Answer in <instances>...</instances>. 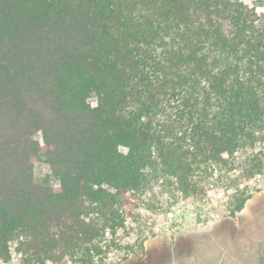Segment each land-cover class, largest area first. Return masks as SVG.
I'll use <instances>...</instances> for the list:
<instances>
[{
    "label": "trees",
    "instance_id": "trees-1",
    "mask_svg": "<svg viewBox=\"0 0 264 264\" xmlns=\"http://www.w3.org/2000/svg\"><path fill=\"white\" fill-rule=\"evenodd\" d=\"M214 177L231 217L264 177L254 6L0 0V264L126 260L119 233L141 204L207 196Z\"/></svg>",
    "mask_w": 264,
    "mask_h": 264
},
{
    "label": "rangeland",
    "instance_id": "rangeland-1",
    "mask_svg": "<svg viewBox=\"0 0 264 264\" xmlns=\"http://www.w3.org/2000/svg\"><path fill=\"white\" fill-rule=\"evenodd\" d=\"M254 6L264 23V0H243ZM96 105V98L89 100ZM40 140V136L36 135ZM35 181L58 187L49 166L36 162ZM223 181L210 180L207 196L175 202L159 198L146 209L140 205L136 219L119 233L123 245L134 251L113 264H264V177L247 183L252 197L235 217L229 214L231 190Z\"/></svg>",
    "mask_w": 264,
    "mask_h": 264
}]
</instances>
